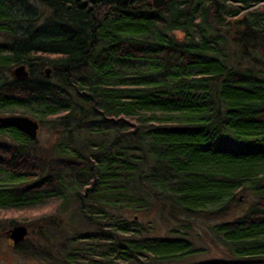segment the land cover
Segmentation results:
<instances>
[{
	"label": "trees",
	"instance_id": "trees-1",
	"mask_svg": "<svg viewBox=\"0 0 264 264\" xmlns=\"http://www.w3.org/2000/svg\"><path fill=\"white\" fill-rule=\"evenodd\" d=\"M34 1L48 15L0 0V117L26 114L52 143L0 125V207L62 205L14 250L31 264H264V5L230 38L206 0ZM247 197L211 226L222 257L204 260L189 226L155 237L114 212L211 220Z\"/></svg>",
	"mask_w": 264,
	"mask_h": 264
},
{
	"label": "rangeland",
	"instance_id": "rangeland-1",
	"mask_svg": "<svg viewBox=\"0 0 264 264\" xmlns=\"http://www.w3.org/2000/svg\"><path fill=\"white\" fill-rule=\"evenodd\" d=\"M27 1L32 6L37 8L42 16L48 15V10L46 8L39 5L34 0H27ZM237 29L241 30L240 26L239 27L232 26L231 30H229L230 38L236 35V33L238 32ZM174 35L177 38H180L178 32L174 33ZM223 35L228 37V35L226 34ZM7 39H8L7 37H1L0 41H5ZM231 40L232 39H230V43ZM234 46L235 45L233 43L227 46L228 55L231 58L235 54ZM8 116H27V115L23 113H17ZM37 139L41 147L44 148L52 143L51 133L48 131L47 127H43L41 130H39ZM251 200H252L251 197L243 198L241 199V201H239V205H237V207L229 215L226 216L224 215L220 218L211 219V220H202L200 218H188L187 216L182 217V215H177L176 213L169 215L168 210H163L164 214H161L162 211L159 206L151 207L148 210V213L140 212V211L136 212L132 209L131 210L119 209L116 211L114 210V212L118 214L121 213L125 218L128 219L136 218L135 222H137V224L142 227L149 225L151 227V235L155 237H161V238L167 237L169 236L170 229L180 230L183 227V225L189 226L190 231L188 232V236L190 237V239L195 243L196 246L207 249V254H205L203 257L200 258L201 260H204V259L222 257L223 246L210 231L211 226L215 223L228 221L236 216H240L244 212L245 206H247L251 202ZM74 217H76L73 220L75 226L70 225L71 229L77 228L83 230V226L81 228V224L78 226L79 221L77 217L79 216L76 214ZM0 224H1L0 225V264H31L30 258L14 250V246L12 245V242L7 239L6 233L15 226L26 227L28 233L27 236L25 237L26 240L25 239L24 240L28 243L27 245H29V243H31V240H33L34 237L33 235H35L32 233V231L35 230V224L34 225L31 223L24 225H18L17 223L13 225H8L6 223H0Z\"/></svg>",
	"mask_w": 264,
	"mask_h": 264
},
{
	"label": "water",
	"instance_id": "water-1",
	"mask_svg": "<svg viewBox=\"0 0 264 264\" xmlns=\"http://www.w3.org/2000/svg\"><path fill=\"white\" fill-rule=\"evenodd\" d=\"M150 2L152 11L156 12L166 5L167 0H150ZM44 74L49 78L51 70L46 69ZM9 75L14 80H26L29 76L28 68L25 65L15 66L10 70ZM0 125L16 128L32 140L37 138L40 129L39 122L27 116H2L0 117ZM27 233L26 227L15 226L6 233V236L12 242L13 246H17L24 241Z\"/></svg>",
	"mask_w": 264,
	"mask_h": 264
},
{
	"label": "flooded vegetation",
	"instance_id": "flooded-vegetation-1",
	"mask_svg": "<svg viewBox=\"0 0 264 264\" xmlns=\"http://www.w3.org/2000/svg\"><path fill=\"white\" fill-rule=\"evenodd\" d=\"M192 2L193 1H191V3ZM206 5L208 8V13L212 15L211 19L215 21L213 25H210L212 23V22L210 23L211 15H207L208 26H231V27L258 26V24L249 21V16L252 15V13L258 11L261 8V6L264 5V0L262 2H253V0H247V4H244L243 0H206ZM163 8L161 10H163ZM214 8H216L219 11L220 15L217 14V11H214ZM228 8L231 10V13L234 15L231 18H227L225 17L224 14H222V13H226ZM151 11H152V6H151Z\"/></svg>",
	"mask_w": 264,
	"mask_h": 264
},
{
	"label": "clouds",
	"instance_id": "clouds-1",
	"mask_svg": "<svg viewBox=\"0 0 264 264\" xmlns=\"http://www.w3.org/2000/svg\"><path fill=\"white\" fill-rule=\"evenodd\" d=\"M61 205L60 198L49 197L42 203L11 208L0 207V223L15 221L18 225H24L39 222L57 215Z\"/></svg>",
	"mask_w": 264,
	"mask_h": 264
}]
</instances>
